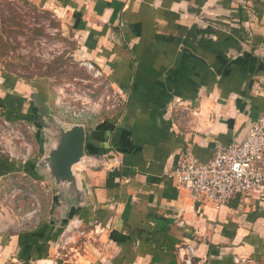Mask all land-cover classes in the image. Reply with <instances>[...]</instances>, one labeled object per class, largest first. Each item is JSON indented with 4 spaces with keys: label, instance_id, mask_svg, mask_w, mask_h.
I'll use <instances>...</instances> for the list:
<instances>
[{
    "label": "crops",
    "instance_id": "crops-1",
    "mask_svg": "<svg viewBox=\"0 0 264 264\" xmlns=\"http://www.w3.org/2000/svg\"><path fill=\"white\" fill-rule=\"evenodd\" d=\"M28 1L62 17L125 101L84 126L97 155L74 170L95 204L61 232L82 233L73 252L55 260L51 215L27 233L1 215L0 264H264V187L215 209L171 177L180 152L206 162L264 113V0ZM7 164L0 178L17 173Z\"/></svg>",
    "mask_w": 264,
    "mask_h": 264
},
{
    "label": "rangeland",
    "instance_id": "rangeland-1",
    "mask_svg": "<svg viewBox=\"0 0 264 264\" xmlns=\"http://www.w3.org/2000/svg\"><path fill=\"white\" fill-rule=\"evenodd\" d=\"M81 47L60 15L28 0H0L1 84L7 75L17 80L43 79L50 113L63 125H82L92 130L102 120L121 113L125 97L110 85L101 68L86 58ZM29 92L23 93L26 105H32V95L39 94ZM66 105L82 111L81 115L68 116ZM4 115L5 109H1L0 157L18 168L37 161L43 154L37 128L29 120L12 122ZM38 178L39 181L34 180L22 169L0 178V232L1 215L17 218L16 227L6 229L17 233H27L50 215V201L46 198L49 185ZM61 234L55 244L62 256L55 259L59 262L73 252L81 238L75 232L63 238ZM67 236L73 238L69 243L65 242ZM21 261H31L28 252Z\"/></svg>",
    "mask_w": 264,
    "mask_h": 264
},
{
    "label": "built area",
    "instance_id": "built-area-1",
    "mask_svg": "<svg viewBox=\"0 0 264 264\" xmlns=\"http://www.w3.org/2000/svg\"><path fill=\"white\" fill-rule=\"evenodd\" d=\"M67 105L68 116L81 115L82 111ZM171 177L177 188L185 191L195 203L215 209L232 198L260 193L264 187V113L250 124L242 140L216 147L214 155L206 162L200 161L192 151L180 152ZM74 232L82 235L77 228L67 234ZM72 239L67 236L65 242ZM185 263L190 264L188 260Z\"/></svg>",
    "mask_w": 264,
    "mask_h": 264
},
{
    "label": "water",
    "instance_id": "water-1",
    "mask_svg": "<svg viewBox=\"0 0 264 264\" xmlns=\"http://www.w3.org/2000/svg\"><path fill=\"white\" fill-rule=\"evenodd\" d=\"M28 120L37 128L43 152L37 161L29 163L28 169L49 185L53 197L50 215L60 220L57 236L82 210L95 204L85 176L74 170L85 156L86 130L82 125H63L37 94L32 95Z\"/></svg>",
    "mask_w": 264,
    "mask_h": 264
},
{
    "label": "trees",
    "instance_id": "trees-1",
    "mask_svg": "<svg viewBox=\"0 0 264 264\" xmlns=\"http://www.w3.org/2000/svg\"><path fill=\"white\" fill-rule=\"evenodd\" d=\"M45 86L46 82L42 80H22V79H16L12 78L11 76L7 75L4 76V82L0 85V104H1V109L5 108V115L4 117L8 121H18V120H24L28 121V109L32 106L31 104L25 103V100L23 99V93L29 94L30 90L31 91H36L39 94H37L44 102H46V93H45ZM6 104H17L15 106V115L14 114V106L12 107H7ZM29 122V121H28ZM88 140L85 142V152L87 154H96V151L94 150V147L92 144H88L90 142V138L87 137ZM97 155V154H96ZM7 159L2 158L0 159V168L5 169L8 164H7ZM28 165L23 168H15V172H20L21 169L24 170L26 173L30 174L31 177L35 179H40L38 176L34 175L29 169ZM36 231V230H35ZM36 233L37 236L42 234V232H33ZM60 235V234H59ZM59 235L54 236L52 235V238L50 239L52 242H55Z\"/></svg>",
    "mask_w": 264,
    "mask_h": 264
}]
</instances>
